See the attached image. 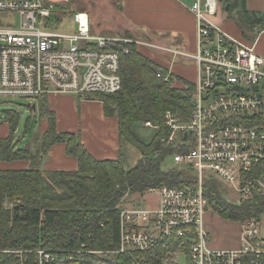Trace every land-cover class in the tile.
<instances>
[{
    "label": "built area",
    "instance_id": "1",
    "mask_svg": "<svg viewBox=\"0 0 264 264\" xmlns=\"http://www.w3.org/2000/svg\"><path fill=\"white\" fill-rule=\"evenodd\" d=\"M189 10L196 20V52L164 53L196 64L191 111L185 119L167 112V133L160 141L187 150L173 154L170 164L189 169L195 182L147 191L157 200L144 208L118 206L119 249L112 253L161 256L155 262L137 257L132 264H264V214L236 222L235 244L215 248L209 226L216 212L204 194L205 183L212 181L236 194L235 202L222 196L227 203L264 198V57L213 23L217 0H195ZM53 11L48 0H0V97L37 101L71 94L90 100L114 94L121 87L120 58L129 54L128 45L157 48L130 38L100 36L84 12L73 14V32L52 33L48 20ZM259 29L254 27L257 33ZM116 44L119 49L111 50ZM170 75L167 71L163 80L169 81ZM143 127L158 129L149 122ZM0 255L12 257L4 264L75 261L63 250L0 249Z\"/></svg>",
    "mask_w": 264,
    "mask_h": 264
},
{
    "label": "trees",
    "instance_id": "2",
    "mask_svg": "<svg viewBox=\"0 0 264 264\" xmlns=\"http://www.w3.org/2000/svg\"><path fill=\"white\" fill-rule=\"evenodd\" d=\"M217 2L218 11L226 14L243 38L251 39L249 35L254 32V27L264 25V13L249 12L245 7L246 0ZM64 9L56 4L48 22L54 24L56 13ZM126 38L131 35L126 34ZM128 48L129 54L120 58V90L91 98L102 103L105 116L118 121L116 160H95L74 134L58 133L55 115L44 97L38 99L37 112L41 119L47 120V129L36 140L38 148L35 152L28 145L19 147L15 139L19 114L15 111L4 113L9 136L0 139V161H28L30 165L25 170L0 171L1 250H63L73 254L75 259L66 264H132L137 257L152 259V262L161 258L158 254L151 257L137 252L112 253L119 249L117 207L126 199L142 196L151 189L194 184L195 177L189 169L170 168L169 165L173 154H185L187 150L166 146L160 141L167 133L164 127L167 112L180 119L189 116L190 93L194 87L172 74L169 81H164L168 70L163 65L141 54V47L129 44ZM118 49V44L111 48ZM173 79L187 87L173 85ZM147 122L158 129L145 142L138 128ZM57 144H64L66 155L77 160L76 171L41 170V159ZM128 146L140 154L133 167L126 166ZM204 194L216 214L224 220L241 222L264 214V198L239 205L227 203L212 181L205 183ZM5 203H9V207H4ZM99 251L109 253H95ZM7 260L12 257L0 255V264Z\"/></svg>",
    "mask_w": 264,
    "mask_h": 264
},
{
    "label": "crops",
    "instance_id": "3",
    "mask_svg": "<svg viewBox=\"0 0 264 264\" xmlns=\"http://www.w3.org/2000/svg\"><path fill=\"white\" fill-rule=\"evenodd\" d=\"M48 1L64 2L63 0ZM194 2L195 0H119L122 6L118 5V7H121L123 12L117 15L124 17V31L131 37L138 34L139 37H145L155 46L170 50L157 49L159 52L177 51L194 54L196 52V20L189 10ZM245 7L249 12L264 13V0H246ZM212 21L224 33L234 34L235 37H233L243 44L253 45L259 54L264 52V32H261V26H259L258 33L254 31L249 35L251 39L254 38L253 41L243 38L237 26L229 21L221 10L212 18ZM98 27L96 28L98 29ZM163 67L183 82L194 83L196 81V67L193 69L194 71L178 65L170 68L164 64ZM44 99L47 101L49 110L55 115L58 133L74 134L95 160L114 161L118 158V121L114 117L104 115L101 102L93 99L80 100L71 94H51L45 96ZM37 102L38 100L35 101L36 104ZM38 128V136L28 145L32 152L38 148L36 140L47 129V120L41 119ZM8 136V123L4 122L0 124V139H5ZM29 165L28 161L10 163L0 161V171L25 170ZM40 167L43 171L73 172L77 170L78 164L75 158L66 155L64 144H57L41 159Z\"/></svg>",
    "mask_w": 264,
    "mask_h": 264
},
{
    "label": "rangeland",
    "instance_id": "4",
    "mask_svg": "<svg viewBox=\"0 0 264 264\" xmlns=\"http://www.w3.org/2000/svg\"><path fill=\"white\" fill-rule=\"evenodd\" d=\"M57 1V0H56ZM61 3L51 2L54 6L59 4L65 9L56 13L57 21L51 25L50 31L55 34H68L75 30V24L73 22V12H84L87 13L90 17L92 31L97 33L100 36L105 37H120L126 38L124 31L125 19L123 16L118 17L119 13H122L121 5L119 0H63ZM3 17V16H2ZM1 18V17H0ZM15 22L17 21V16H13ZM16 26V23L14 24ZM97 26L98 29L96 28ZM96 29V30H95ZM229 34V33H228ZM234 36V34H229ZM256 35V34H255ZM133 36V35H132ZM235 37V36H234ZM138 38V39H136ZM130 39L134 41L148 42L154 45L152 42H149L145 37H139L138 34H134V37ZM140 39V40H139ZM157 48L149 49L147 47H141L139 51L141 54L152 60L158 65H167L172 68L175 65L184 66L190 69H194L196 64L184 57L177 56L175 54H168L164 52H159ZM257 52V49L255 50ZM258 53V52H257ZM259 54V53H258ZM264 57V52L260 54ZM197 70V68H196ZM194 71V70H193ZM195 79V77H194ZM177 80V79H176ZM178 81V80H177ZM175 86H180L179 83H175ZM36 105L35 110L33 111L32 106ZM6 111H15L19 114L18 126L15 133V139L18 141V145L24 147L29 145L35 140L38 136L41 118L37 112V104L32 98H18V97H0V124H3L4 113ZM155 130L153 128H144L139 127L138 133L140 137L148 142L153 136ZM127 167H133L136 161L139 159L140 154L137 150L132 147L127 149ZM170 168L173 165L169 164ZM220 189L222 196L227 198L230 202H235L234 199L236 194L233 193L227 186L218 182L216 183ZM157 200V196L154 193L146 192L142 196L134 195L120 204L121 206L127 207H146L154 204ZM119 205V206H120ZM4 207H9V203H5ZM211 233V245L215 248H228L232 247L235 244L238 225L235 221L224 220L219 217L217 214L213 219V222L209 226ZM182 261V258H181Z\"/></svg>",
    "mask_w": 264,
    "mask_h": 264
},
{
    "label": "water",
    "instance_id": "5",
    "mask_svg": "<svg viewBox=\"0 0 264 264\" xmlns=\"http://www.w3.org/2000/svg\"><path fill=\"white\" fill-rule=\"evenodd\" d=\"M34 107H35V106L33 105L32 109H35Z\"/></svg>",
    "mask_w": 264,
    "mask_h": 264
}]
</instances>
